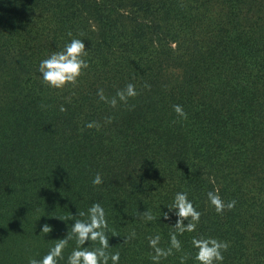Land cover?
Listing matches in <instances>:
<instances>
[{
    "label": "trees",
    "instance_id": "1",
    "mask_svg": "<svg viewBox=\"0 0 264 264\" xmlns=\"http://www.w3.org/2000/svg\"><path fill=\"white\" fill-rule=\"evenodd\" d=\"M72 38L89 67L51 88L39 64ZM129 83L127 103L97 95ZM208 177L233 210L215 212ZM182 191L200 223L159 264H198L193 237L229 242L223 264H264V0H0V264L42 258L93 203L119 264H153L148 237L170 246L163 213Z\"/></svg>",
    "mask_w": 264,
    "mask_h": 264
},
{
    "label": "clouds",
    "instance_id": "2",
    "mask_svg": "<svg viewBox=\"0 0 264 264\" xmlns=\"http://www.w3.org/2000/svg\"><path fill=\"white\" fill-rule=\"evenodd\" d=\"M69 37L72 33H68ZM88 55L84 40L72 38L69 43L65 44L60 51L53 52L46 59L41 60L38 71L42 76L43 82L54 89L63 90L68 85L75 86L78 79L84 74V71L89 67L88 62L84 59ZM97 95L101 100L109 103L112 107L117 106V97L119 101L127 103L128 98L138 95L134 84L129 83L125 89L119 90L116 97L110 101L105 97L103 89L99 90ZM173 110L183 120H187L188 114L184 111L182 105H173ZM60 111H66L61 106ZM108 122H111L109 119ZM88 128L99 125L95 122L86 125ZM94 186L103 183L102 177L97 173L92 181ZM207 198L210 204L214 207L217 214H223L226 210L231 211L236 206V201L231 200L227 203L219 195V190L209 191ZM168 212L163 213L164 219H171L169 213L177 217L176 223L172 226L175 232L169 234L170 246L161 248L159 246L161 236H149V247L153 249L154 255H151L153 264H159L160 260L167 259L175 252H181L182 243L178 239V235H183L185 232L192 233L197 230V225L200 223L201 212L197 210L193 202L188 198L187 191L177 192L174 196L173 203L167 206ZM79 217L87 216V219H77L75 216H66L62 221H74L71 226V231L64 238L58 239L53 247L49 249L46 255L40 259L34 257L29 258L28 264H59L64 259V250L67 248L70 240L75 239L77 247L72 250L67 258V264H119L120 253L110 252V243L108 232L109 224L106 217V212L100 203H93L87 210V213L81 211ZM142 217L146 222L157 219L149 210L142 212ZM187 221V224L184 222ZM53 231L52 226L45 223L42 225L41 232L49 234ZM136 236L133 231L125 238L124 243H128ZM89 242L98 244V247L89 248L85 246ZM193 247L197 250L194 259L198 264H223V252L227 251L230 244L226 241H220L212 237L196 238L191 241ZM175 250V252H174ZM190 253H184L180 257V264H185L190 257Z\"/></svg>",
    "mask_w": 264,
    "mask_h": 264
},
{
    "label": "rangeland",
    "instance_id": "3",
    "mask_svg": "<svg viewBox=\"0 0 264 264\" xmlns=\"http://www.w3.org/2000/svg\"><path fill=\"white\" fill-rule=\"evenodd\" d=\"M208 180H209V182H210V184H211V186H212V191H214V190L216 189V185H215V183L211 182L210 177H208Z\"/></svg>",
    "mask_w": 264,
    "mask_h": 264
}]
</instances>
